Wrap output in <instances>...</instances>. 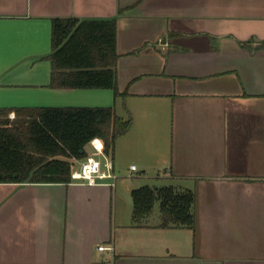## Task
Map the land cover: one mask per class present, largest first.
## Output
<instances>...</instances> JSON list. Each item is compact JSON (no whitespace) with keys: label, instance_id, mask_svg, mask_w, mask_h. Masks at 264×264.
Instances as JSON below:
<instances>
[{"label":"crops","instance_id":"1","mask_svg":"<svg viewBox=\"0 0 264 264\" xmlns=\"http://www.w3.org/2000/svg\"><path fill=\"white\" fill-rule=\"evenodd\" d=\"M55 18H117L128 95L85 94L132 118L118 141L129 171L142 160L145 175L192 190L196 225L163 228L153 212L136 226L134 188L119 179L0 184V264H264V0H0V108L79 101L83 90L50 87L49 65L29 86Z\"/></svg>","mask_w":264,"mask_h":264},{"label":"trees","instance_id":"2","mask_svg":"<svg viewBox=\"0 0 264 264\" xmlns=\"http://www.w3.org/2000/svg\"><path fill=\"white\" fill-rule=\"evenodd\" d=\"M117 34V18L53 19L50 87L113 90L116 98L127 97L118 87ZM132 125V118L120 117L113 107L0 108V184H72L93 140H101L112 157ZM132 198L136 226L144 225L160 202V227L195 228L192 190L144 186L134 189Z\"/></svg>","mask_w":264,"mask_h":264},{"label":"rangeland","instance_id":"3","mask_svg":"<svg viewBox=\"0 0 264 264\" xmlns=\"http://www.w3.org/2000/svg\"><path fill=\"white\" fill-rule=\"evenodd\" d=\"M52 54V51L50 52L49 56ZM49 56L48 57H44V59L39 60V68H37L38 70H36V72H31V68H30V63L31 59H29V86L30 84H35V83H41L43 84L45 82V80H47V76L48 78H50L51 73L50 70L52 68L51 66V62L49 60ZM51 66V68H48V66ZM50 69V70H49ZM81 93V96L79 98H76L77 100H74V95L70 96L68 99H66L65 101L67 102V104H72L70 105L71 107H91L94 108V104H100L97 103V101H94L91 99V97L87 93L86 90H83ZM77 97V96H76ZM94 99V98H93ZM75 104V105H74ZM66 107V106H65ZM65 107H61V108H65ZM119 141V140H118ZM117 141V146H116V151H115V162H116V176L118 177V183L119 185L123 182L126 183H130L134 189L137 188H141L144 186H149L151 188H161V187H165V186H171V183L166 182L164 180H161L159 178V175H162V172H160L158 169H148L147 175H145L143 173L144 169L142 168V166H140V161H134L135 164L138 165L139 167V171L132 173L129 171L130 169V165L131 163H133L132 158L134 159V157L129 156L127 154L128 148L126 146V142L124 144H122V142H118ZM127 141V140H126ZM87 151H91L90 148H87ZM79 167V164L76 165L74 171H76ZM137 168V166H136ZM145 178V179H143ZM178 189V188H177ZM155 215L153 214L152 217H156L155 219L159 218L160 216V202H157L155 205V211H154Z\"/></svg>","mask_w":264,"mask_h":264},{"label":"built area","instance_id":"4","mask_svg":"<svg viewBox=\"0 0 264 264\" xmlns=\"http://www.w3.org/2000/svg\"><path fill=\"white\" fill-rule=\"evenodd\" d=\"M88 147V157L81 161L78 169L73 172V183L86 186H110L115 187L116 176L112 159L104 152V144L101 140H93ZM136 166L132 170H136ZM100 251L111 250L109 247H100Z\"/></svg>","mask_w":264,"mask_h":264}]
</instances>
